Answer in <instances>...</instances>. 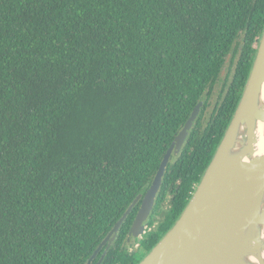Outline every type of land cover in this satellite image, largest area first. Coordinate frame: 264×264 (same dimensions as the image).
I'll return each mask as SVG.
<instances>
[{"label": "trees", "instance_id": "1", "mask_svg": "<svg viewBox=\"0 0 264 264\" xmlns=\"http://www.w3.org/2000/svg\"><path fill=\"white\" fill-rule=\"evenodd\" d=\"M263 27L264 0H0V264H88L203 101L155 228L128 241L137 203L89 263L138 264L207 168Z\"/></svg>", "mask_w": 264, "mask_h": 264}, {"label": "water", "instance_id": "2", "mask_svg": "<svg viewBox=\"0 0 264 264\" xmlns=\"http://www.w3.org/2000/svg\"><path fill=\"white\" fill-rule=\"evenodd\" d=\"M198 104L138 195L91 255L106 246L137 203L129 238L139 240L172 155L199 113ZM138 264H264V27L236 109L184 210Z\"/></svg>", "mask_w": 264, "mask_h": 264}, {"label": "flooded vegetation", "instance_id": "3", "mask_svg": "<svg viewBox=\"0 0 264 264\" xmlns=\"http://www.w3.org/2000/svg\"><path fill=\"white\" fill-rule=\"evenodd\" d=\"M227 61H228V59H227ZM227 84H229V82H227V79H226V75H225V70H223L222 71V74H221V79L217 82V84L215 85V87H214V89H213V91L209 94V96H208V98H207V100H206V102H207V105H208V107H207V109H206V114H210V112H211V110L213 109V107H214V105L216 104V102L219 100V96H220V93H221V91L223 90V87L225 86H227ZM198 104H201L200 106H199V113H198V115H197V117L199 116V114H200V111H201V109L203 108V105H204V102L203 101H201V102H199ZM197 106V105H196ZM195 109V108H194ZM193 109V110H194ZM193 112V111H192ZM190 117V116H189ZM197 117H196V119H197ZM195 119V120H196ZM188 120V119H187ZM195 120H194V122H195ZM194 122H193V124H194ZM193 124H192V126H193ZM185 125V124H184ZM192 126H191V128H192ZM184 127V126H183ZM191 128H190V130H191ZM182 130V129H181ZM190 130H189V132H190ZM189 132H188V134H189ZM179 134V133H178ZM177 134V135H178ZM187 137H188V135L186 136V138H185V140H184V142H183V144H182V146H181V148H180V151L182 150V148H183V146H184V144L186 143V140H187ZM173 143V142H172ZM171 146V145H170ZM180 151L178 152V154L180 153ZM177 154V155H178ZM172 155H174L173 153H172ZM171 155V156H172ZM177 155H174V156H177Z\"/></svg>", "mask_w": 264, "mask_h": 264}, {"label": "built area", "instance_id": "4", "mask_svg": "<svg viewBox=\"0 0 264 264\" xmlns=\"http://www.w3.org/2000/svg\"><path fill=\"white\" fill-rule=\"evenodd\" d=\"M154 228H155V224L151 227V229H147V227H145V229H144L145 234L151 232ZM145 234H144V235H145ZM144 235H143V236H144ZM136 246L138 247V244H137ZM137 247H136V248H137Z\"/></svg>", "mask_w": 264, "mask_h": 264}, {"label": "rangeland", "instance_id": "5", "mask_svg": "<svg viewBox=\"0 0 264 264\" xmlns=\"http://www.w3.org/2000/svg\"><path fill=\"white\" fill-rule=\"evenodd\" d=\"M155 226H156V224H155ZM137 244H134L133 245V248H130V249H134V248H136L137 246H136Z\"/></svg>", "mask_w": 264, "mask_h": 264}]
</instances>
